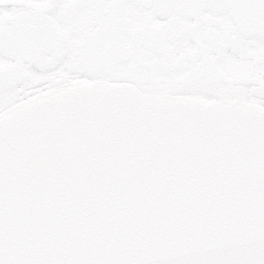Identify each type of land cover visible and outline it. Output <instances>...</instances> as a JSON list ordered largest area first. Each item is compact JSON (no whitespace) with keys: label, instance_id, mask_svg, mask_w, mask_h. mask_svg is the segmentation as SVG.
Returning a JSON list of instances; mask_svg holds the SVG:
<instances>
[{"label":"snow or ice","instance_id":"obj_1","mask_svg":"<svg viewBox=\"0 0 264 264\" xmlns=\"http://www.w3.org/2000/svg\"><path fill=\"white\" fill-rule=\"evenodd\" d=\"M0 264H264V0H0Z\"/></svg>","mask_w":264,"mask_h":264}]
</instances>
